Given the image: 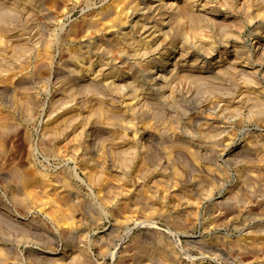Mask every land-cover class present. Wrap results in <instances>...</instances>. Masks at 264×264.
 <instances>
[{
	"label": "rangeland",
	"instance_id": "374dc122",
	"mask_svg": "<svg viewBox=\"0 0 264 264\" xmlns=\"http://www.w3.org/2000/svg\"><path fill=\"white\" fill-rule=\"evenodd\" d=\"M33 1L0 0V264H264V0H164L111 80L114 0Z\"/></svg>",
	"mask_w": 264,
	"mask_h": 264
},
{
	"label": "bare ground",
	"instance_id": "6f19581e",
	"mask_svg": "<svg viewBox=\"0 0 264 264\" xmlns=\"http://www.w3.org/2000/svg\"><path fill=\"white\" fill-rule=\"evenodd\" d=\"M48 1L50 3L51 7L55 9L56 5H57V2H56L57 0H48ZM33 2L39 3L40 0H34ZM34 3H32V4H34ZM162 3H164V0H142V1L141 0H114V3L112 2V4H109V6L99 14V18L91 17L87 20V24H88L90 34H91L90 36L92 37V33H93L94 34L93 36L96 35L98 38V39L97 38L95 39L93 37L95 39V41L98 40L97 43L96 42L92 43L91 46L93 48L90 47L88 49V47L85 45L87 47V49L89 50L88 52L92 53V55H94V57H95V59H94V57L89 58L90 57L88 55L89 53L88 52H87L88 54L85 53L88 55L87 57L89 59L88 60V63H90L89 65L92 64V66H94L93 64L97 63L99 65V67H101L97 71L98 74L96 77H98L100 75H104V72L102 71V70H104V71L108 72L105 74L108 80L114 79L116 77L118 78L125 71V67H126L125 63H128V62H124V59L131 56L134 52L135 53L140 52L139 50H143L145 52L144 53L145 55L150 54V52H153L152 51L153 49L151 48L152 45H150V43H152V41L155 38L160 37L161 36L160 34L164 33L165 29H167V28L169 29V27H171V25H169V24H173V23L177 24V22L175 20L173 21V23L172 22L170 23V21L167 20L168 17H166V18L163 17V19L159 18L160 12L161 13H162V11L164 12V5ZM186 4H187L188 10L186 12V8H185V13L186 14L188 13L187 16L189 17V20H188L189 22L188 21L187 22H188V25L191 24L192 27H197L198 25H200L202 23L201 19L203 17L208 18V14H211V12H213V10L211 9V12L204 13V11L206 9L205 8L206 5H202L203 9H199V8L196 9L198 13L197 12L194 13V11L189 13L188 11L192 10L195 7V5L193 4V2L188 3V1ZM40 6L37 5V7H39V8H40ZM182 8L183 7H181V9ZM181 9L179 11L184 10V8L182 10ZM181 13L182 12H180V14L179 13L178 14L173 13V15H176V16L178 15L179 20L177 18V21L182 23V20H186L187 16H185V19H184V17H182ZM185 13H184V15H185ZM48 14L49 13H47V14L43 13L42 17H39V18H41L44 22L45 21L47 22L48 20L52 19V16L48 15ZM38 15H40V14L38 13ZM155 17L157 18V20L159 19V21H155V19H156ZM171 17H173V16H171ZM174 17H173V19H174ZM202 20H205V19H202ZM179 22H178V24H181ZM205 22H206V20H205ZM183 23H184V21H183ZM177 25H174V26L178 27L179 25L178 26ZM174 26L172 25L171 29ZM162 27H164L165 29L164 28L162 29ZM168 29L166 30V32L164 34L165 38H166V36L168 38L170 36L169 34H172V33H173L172 36H174V32H172L174 30V28L172 31L171 30L169 31ZM158 33H159V35H157ZM176 39H174V40H176ZM179 42H181V41H179ZM87 44H89V43H87ZM148 46L149 47L151 46L150 49ZM82 48H84V47H82ZM176 48H177L176 46H173L172 48H170V49H172L171 55H173V53H174L173 50H175ZM87 49H83V50L87 51ZM136 49H138V50H136ZM206 49H207L206 51H208V52H211L210 50H212L211 47H208ZM148 50H150V51H148ZM77 51L79 53L78 49H77ZM77 51H76V53H77ZM166 51H169V50H166ZM179 52L181 53V55L183 57H185L187 55L186 54L187 52L182 48V46L180 47ZM78 53H77V56H79ZM80 53H82V52H80ZM81 55H83V54H81ZM98 55L99 56L104 55L105 57H103L104 59H102ZM135 55H134V57H135ZM139 55L140 54H137V56H139ZM96 56H98L99 58ZM81 57H77V60L78 59L83 60L85 56L84 57L81 56ZM164 60H166V59H164ZM168 60H170V58H168ZM139 65H141V64H139ZM141 67H142V65H141ZM149 67H147V68H149ZM89 68L91 70L92 67H89ZM135 69H136V67H135ZM144 72H146V70ZM93 75H95V74H93ZM153 79H154V76H153ZM154 80H158V77H155ZM97 87H99V86H97Z\"/></svg>",
	"mask_w": 264,
	"mask_h": 264
}]
</instances>
